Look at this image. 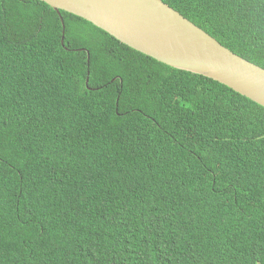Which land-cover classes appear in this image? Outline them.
Masks as SVG:
<instances>
[{"label": "trees", "instance_id": "1", "mask_svg": "<svg viewBox=\"0 0 264 264\" xmlns=\"http://www.w3.org/2000/svg\"><path fill=\"white\" fill-rule=\"evenodd\" d=\"M163 1L264 67V0ZM61 13L0 0V264H264V106Z\"/></svg>", "mask_w": 264, "mask_h": 264}, {"label": "water", "instance_id": "2", "mask_svg": "<svg viewBox=\"0 0 264 264\" xmlns=\"http://www.w3.org/2000/svg\"><path fill=\"white\" fill-rule=\"evenodd\" d=\"M42 1L58 13L64 30L61 12L67 11L148 56L213 78L264 106V67L235 53L163 0Z\"/></svg>", "mask_w": 264, "mask_h": 264}, {"label": "clouds", "instance_id": "3", "mask_svg": "<svg viewBox=\"0 0 264 264\" xmlns=\"http://www.w3.org/2000/svg\"><path fill=\"white\" fill-rule=\"evenodd\" d=\"M40 1H42V0H40ZM45 2V1H44ZM60 17V16H59ZM61 19V18H60ZM95 25V24H94ZM116 38V37H115ZM79 49H81V48H79ZM81 50H84V48L83 49H81ZM247 59V58H246ZM243 95V94H242Z\"/></svg>", "mask_w": 264, "mask_h": 264}]
</instances>
